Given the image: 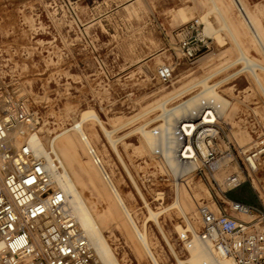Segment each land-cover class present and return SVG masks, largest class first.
Returning <instances> with one entry per match:
<instances>
[{
    "label": "rangeland",
    "instance_id": "rangeland-1",
    "mask_svg": "<svg viewBox=\"0 0 264 264\" xmlns=\"http://www.w3.org/2000/svg\"><path fill=\"white\" fill-rule=\"evenodd\" d=\"M240 1L264 42V0ZM214 2L223 19L213 8L212 0H0L3 93L15 101L25 102L30 112L36 113L39 123L35 126H43L44 133L40 134H45L48 149L52 138L58 136L57 154L64 164L73 168L82 196L102 225L103 234L120 264L153 263L92 164L80 135L71 129L83 111L93 110L106 129L114 130L112 137L117 140L116 147L125 166L99 126L84 124L91 145L104 160L114 186L139 228L147 211L129 175L154 211L171 204V186L175 181L190 184V189L180 186L178 204L182 211L172 207L157 217L165 237L153 220L147 222L146 230L158 264H177V258H187L188 251L178 238L176 225L183 224L182 216H186L197 230L196 208L209 205L211 200L224 207L221 190L226 186L218 181L219 188L204 173H188L174 180L161 164V157L144 149L139 134L131 132L152 118L157 111L153 109L155 104L212 74L207 82L209 85L220 82L215 90L217 87L226 97L218 93L228 102L227 119L231 124L238 122L244 126L252 137L251 142L262 146L259 142L264 139V97L250 71L243 69L245 64L239 60V48L263 67L264 52L233 1ZM130 5L136 11H128ZM180 9L185 12L183 19ZM202 16L213 29L207 34L204 32L210 37L204 39L207 47L193 60H181L169 82L159 81L158 67L175 62V57L181 55L182 42L192 45L205 36ZM197 18L203 26L191 21ZM223 20L228 27H223ZM39 21L43 29L36 28ZM39 39H44L45 44L36 49ZM26 51L33 54L31 59L37 63V70L31 67ZM41 56H45V71H42ZM255 72L264 90V72L259 69ZM17 86L23 89L21 94H14L13 88ZM196 91L197 88L188 91L172 103L176 105ZM90 127L98 131V137ZM223 130L218 139L221 145L224 146L226 135L235 144L229 124L223 123ZM238 138L239 141L246 139L240 132ZM230 150L232 159L226 172L239 173L244 182L228 196L258 204L257 194L264 198V152L258 155V168L253 173L248 171L237 145H231ZM157 191L163 192V199L155 200ZM192 195L196 202L191 201ZM233 215L245 221L250 219Z\"/></svg>",
    "mask_w": 264,
    "mask_h": 264
},
{
    "label": "built area",
    "instance_id": "built-area-1",
    "mask_svg": "<svg viewBox=\"0 0 264 264\" xmlns=\"http://www.w3.org/2000/svg\"><path fill=\"white\" fill-rule=\"evenodd\" d=\"M204 39L208 37L204 36L192 45L182 42L179 47L181 55L175 57V62L158 67L159 81L169 82L175 66L181 60L191 61L196 58L202 48L207 47ZM3 89L0 81L1 259H26L25 264H103L88 245L74 218L64 210L60 194L49 184L45 158L35 154L25 144L21 151L24 159L16 160L17 153L7 140L8 128L15 125L17 120H24L31 112L25 102L15 101L11 95H5ZM210 111L214 112L212 107L202 104L197 109L191 126L181 121L176 124L174 150L180 156H192L201 160L200 167L192 173L207 174L220 188L214 176L217 170L213 164L224 157L231 160L230 147L236 142L234 144L226 135L224 146L221 145L218 139L224 131L223 123L220 120L211 123L204 121L205 115ZM3 115L4 118L7 117L5 120ZM184 125L188 127V131L183 129ZM254 143L245 152L236 144L248 171L253 173L257 168L250 167L247 158H256L264 152L260 151L264 148V139L259 142L262 146L258 142ZM228 176L234 183L228 187L227 182L223 181L226 189L220 190L225 199H221L224 207H219V213L216 214L207 205L198 207L200 226L197 235L213 248L222 249L235 264H264V198L257 194L258 204L229 198L227 193L241 186L244 179L237 172L229 173ZM251 186L253 187L252 184ZM233 214L245 215L250 219L245 221ZM50 222L55 226L52 234L49 232ZM188 235L189 231H185V238Z\"/></svg>",
    "mask_w": 264,
    "mask_h": 264
},
{
    "label": "bare ground",
    "instance_id": "bare-ground-1",
    "mask_svg": "<svg viewBox=\"0 0 264 264\" xmlns=\"http://www.w3.org/2000/svg\"><path fill=\"white\" fill-rule=\"evenodd\" d=\"M232 1L236 6V9L239 11V15L242 17L245 24H247L251 29L255 42L260 46V48L264 52V42L262 40L261 34L254 27L252 19L248 16V14H246L247 12H245V8L242 2L240 0H232ZM212 3H213V8L217 10V12L220 14L222 18V14L218 9L217 4L214 2V0H212ZM127 10L130 12L136 11L133 5L127 6ZM179 12H180V17L182 16L183 19L185 17L184 9L183 10L180 9ZM201 20L205 24L204 30L202 29L203 34L206 37L210 38L209 36L206 35L210 31H213V29H211L210 22L205 20L204 16H202ZM201 20L200 18H197L191 21H194L197 24L203 26V22ZM186 23H183L182 25ZM39 27L40 29H43V25L40 23V21L37 23L36 28ZM223 27H228L226 21L224 20H223ZM216 31L213 32V36L214 33H217ZM44 44H45V40L39 39V41L36 44V49H38V46ZM21 48L25 52L24 47ZM239 50H240L239 60H241L245 64L243 69L250 71L254 81L258 86V90L260 94L262 95V97H264V90L261 89L262 84L260 83L259 77L255 72L256 69H259L260 71L264 72V67L256 63L254 60L248 58L243 52V50H241L240 48ZM26 54L28 57H30L31 67L33 69H36L35 67L37 63L34 62L33 59H31V56L33 54L30 55V53H28L27 51ZM41 60L43 62L42 71H45V56H41ZM22 70L24 71L27 70V66L25 67L24 65ZM210 76L199 79L187 85L186 87L180 89L177 93H173V95H170L167 98L160 100L159 102L157 101L158 103H156L155 106L153 107V109L155 108L157 111L156 113L154 112L153 116H151L152 118L148 122L145 121L146 123L136 127L131 132V133L139 134L141 140L144 143V149L151 150L153 151V154L161 157V161H160L161 164L163 165V167H166L168 169L167 172L173 176L174 180L176 179V177L179 176L182 177L188 173H192L196 168L200 167V165L202 164V161L199 160L198 158L196 157L194 158L192 156H180L174 150L175 147L174 144L176 141L175 140L176 124L181 121V123L184 122L186 123V125L187 123H189V125L187 126H191V123H193L196 117L195 113L199 108V106H201L202 104H206L207 106L212 107L214 110V112L210 111V113H207L205 115L204 121L211 123L216 120L217 121L220 120L222 123L229 124L231 128L232 136L236 144L242 148V152L249 150V147L252 143L251 142L252 137L249 131L244 126L240 125L238 122H235V124H231V122L227 119L226 113L228 112V108H229L228 102L224 98H222L223 95L217 90V87L216 90L218 92L215 90V86H217V84H219L220 82L209 85L207 80ZM42 78L44 79V83H45V77ZM196 88L198 91L191 93L189 98H187L186 100L176 105L172 103L175 98ZM13 90H14V94H21L23 91V89L20 88L19 86L13 88ZM218 93H220L222 96H220ZM23 106L26 107L25 104ZM2 118H4V115L2 116ZM5 118L3 120H5ZM86 122H89L90 125L92 123L93 125L99 126L100 131L108 140L111 149L116 153L120 163L123 166H125V163L116 147L117 140L112 137L114 130L106 129L103 126L98 115L93 110L83 111L80 114L79 119L74 121L73 126L71 127V129H74L80 135L81 141L83 142L86 151L90 155L92 164L96 167L97 172L99 173L106 188L112 192L114 198L121 207L124 217L126 218L131 229L137 236L141 247L146 252L151 262L153 264H158V261L151 249V242L146 230L147 222L153 220L156 226L158 227L159 231L165 237L163 230L157 220V217L167 209L169 208L172 209V207H176V209H180L182 211V208L178 204L180 186H184L186 187V189H190V184L180 183L179 181H175L171 186V193H172L171 204L160 210L154 211L148 206L146 200L139 191L133 178L129 175L130 177L129 179H131L132 184H134V186L138 190L140 198L144 203L147 211L146 216L144 217L143 223L141 225V228H139V226L137 225V220L135 219V217L127 207L117 187L114 186L113 179L105 166L104 160L99 156L95 148L91 145L90 140L84 130V124ZM36 123H39L36 117V113L32 112V113H28L27 117L24 120H17L15 125L8 128L7 140L10 143L11 147L17 153L16 160L24 159L21 151H22V147L25 144L30 146L35 154L44 157L45 168L47 170L49 177V184H52L51 187L57 190L56 193H59L60 196L62 197L63 199L62 206L64 210H66L68 215L74 218L79 228L84 233L88 245L93 249L97 258L103 264H120L114 250L112 249L111 245L109 244V242L107 241V239L103 234L102 225L96 221V218L94 217V215L90 210L89 204L82 196L81 189L77 184L78 178L73 168L69 164H64L57 154L55 148V141L58 138V136L52 138L50 143V149H48L44 142L45 134L44 135L40 134L41 132L44 133V131L42 130L43 126L41 125L40 127H37L35 126ZM186 125L183 126V129L185 131H188V127H186ZM92 131H93V135L95 137H98V131H95L93 129ZM239 132L245 134L246 139L244 141L238 140ZM260 151L261 152L264 151V148L261 149ZM185 158H190V159H185ZM256 158L254 157L247 158L250 167L258 168V163H257L258 161ZM229 161H230L229 157H224L220 159L218 162H215L213 164V167L217 170L214 175L215 178L218 181H222V182L226 181L228 187H230L234 183L229 178L228 176L229 173L226 172L227 167H229ZM1 165H2V161L0 159V166ZM0 174H1V170H0ZM154 196H155L154 197L155 200H161L163 199V192L157 191L155 192ZM196 200L197 199L192 195L191 201L196 202ZM207 206L210 209H212L216 214L219 213V206L215 203V201L211 200L210 204ZM64 216H67V214H64ZM196 218L198 221L197 230L194 227L195 225L193 226L189 221L190 218H187L186 216H182L183 224L176 225L175 227L178 238L181 239L182 242H184V246L188 251V256L186 259L180 260L177 258V264H235L234 260L231 257L225 255L222 249L217 250L213 248L210 244L204 242L197 235V231L199 230V226H200L198 207L196 208ZM48 225L50 227L49 232L52 234L53 231H55L54 223L50 222ZM185 231H189V235L186 238L184 236ZM1 257L2 255L0 254V264H25L27 262L26 259L14 258V257H11L10 259L8 258L6 261H3Z\"/></svg>",
    "mask_w": 264,
    "mask_h": 264
},
{
    "label": "crops",
    "instance_id": "crops-1",
    "mask_svg": "<svg viewBox=\"0 0 264 264\" xmlns=\"http://www.w3.org/2000/svg\"><path fill=\"white\" fill-rule=\"evenodd\" d=\"M230 192V191H229ZM228 192V193H229ZM228 193H227V196H228ZM229 197V196H228ZM230 198V197H229ZM233 199V198H232ZM236 200H240V201H243V202H247V203H249V201L248 200H245V199H236Z\"/></svg>",
    "mask_w": 264,
    "mask_h": 264
}]
</instances>
